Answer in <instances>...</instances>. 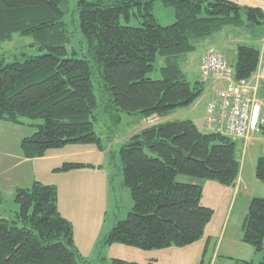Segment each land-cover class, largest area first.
<instances>
[{"label":"trees","instance_id":"trees-1","mask_svg":"<svg viewBox=\"0 0 264 264\" xmlns=\"http://www.w3.org/2000/svg\"><path fill=\"white\" fill-rule=\"evenodd\" d=\"M67 1L0 0V42L14 34L31 36L42 52L12 62L0 55V123L42 120L20 141L28 160L72 144L104 150L95 131L100 115L108 116L114 127L121 114L147 124L191 106L206 84L199 78L189 81L180 61L227 27L252 30L264 25L260 8L228 0H76L87 53L71 57L65 48L70 40L64 21ZM158 1L174 10L173 24L161 26L154 17ZM132 19L137 26L129 25ZM157 55L164 58V66L161 78L154 80L147 76ZM260 59L259 49L239 44L233 65H228L233 79H249ZM95 72L101 93H106L104 103L95 95ZM235 150V140L201 132L187 119L160 121L131 135L120 147L119 158L132 210L113 225L103 243L154 251L198 242L214 210L202 204L199 184L177 182L176 177L233 186L240 171ZM85 168L94 166L64 163L56 171ZM255 177L264 184V156L256 161ZM57 196L55 185L39 181L15 190L13 219L0 218V264H84L73 226L58 210ZM242 230L241 242L260 254L258 264H264V198L250 199ZM110 264L139 263L112 259Z\"/></svg>","mask_w":264,"mask_h":264},{"label":"rangeland","instance_id":"rangeland-1","mask_svg":"<svg viewBox=\"0 0 264 264\" xmlns=\"http://www.w3.org/2000/svg\"><path fill=\"white\" fill-rule=\"evenodd\" d=\"M75 1L68 0L64 7V21L67 24L70 38L69 42L65 44V48L67 56L81 58L83 55L86 56L87 43L80 31ZM153 15L161 26L171 25L175 20L174 10L163 6L159 1L154 5ZM242 17L246 21V16L243 15ZM121 23L125 24L122 18ZM129 25L137 26L138 22L132 19ZM229 31L234 36V40H230L229 34H222V32L219 36L220 38H216L214 44V46H217L219 40L225 43V46L220 47V52L229 66L234 63L235 49L239 44L254 46L262 50L261 39L264 36V29L257 34L258 37L256 38H250L252 30L247 27H230ZM211 37H218V33ZM210 38L205 40V43H203L204 41L200 42L195 52L190 53L184 61H180L181 70L191 82L197 80L194 64ZM231 48L234 49L231 51ZM41 53L34 45V39L31 36L14 34L11 40L0 42V55L7 62L21 61L25 57ZM163 66L164 58L157 55L154 62V70L147 77L154 80L160 79V68ZM93 85L98 103H104L105 100L101 97L103 95L106 96V93H101L97 72H95L93 77ZM207 88L205 87L201 97L191 106L173 113L172 119L192 120L201 132H208L205 126L204 111L210 99L207 94L209 93L206 90ZM99 118L102 119L95 124V131L101 136L104 150H99L95 145H67L62 149L50 150L48 154L72 155L71 157H65L62 160H49L46 164L32 162L29 164L30 166H19L17 171L9 173L3 178L0 177V192L2 193L0 196V218L13 219L14 212L17 209L14 203V195L11 196L8 192L10 185L8 179L11 182V179L16 178L20 173L23 177H26L28 168L30 169L31 167V170L38 178L36 181L41 180L39 182L42 184L54 182L59 185V212L73 226V238L84 264H110L112 259L147 264L153 255L152 251H144L118 243L111 245L103 243L113 225L117 221L126 219L133 206L130 191L123 184L119 158L120 147L134 132H138L146 124L138 125L135 117L126 114H121V121L115 127L108 116L102 117L100 115ZM150 121L151 124L149 125H152L159 122V119L153 118ZM40 123H42V120L25 119L20 126L12 124L18 132L10 134L28 137L36 131L34 126ZM16 136L12 137V139ZM17 139L11 145V152L16 155L20 152L22 154L20 145L16 143ZM235 142V156L240 163L246 161V171L249 170V160H252L253 164L258 157L264 156V142L262 144L257 143L251 155H247L249 152L248 146L241 151L238 147V141ZM76 162H90L95 169L91 170V172L71 173L66 176H62L65 175L64 173H61L62 175H54L48 171V168L52 167L53 164L62 166L64 163ZM10 165L11 161L6 167ZM4 178H6V182ZM176 181L181 183L197 182L196 184L203 188L202 184L207 183L203 190L202 204L205 206L210 204L215 211L209 227V232L213 237L208 245L207 252H205L204 248H195V246L182 250L183 252L172 250L169 254L165 253L168 248L154 250V252L164 251L165 259L162 264H239L234 259H243L247 262L258 264L261 255L255 253L251 246L242 243L241 238L243 236L242 226L250 201L246 199L247 194L264 198V184L256 180L258 181L256 185H247V192L239 193L236 200L232 202L233 210L229 220L224 221L227 207L224 208L221 204L223 201L227 204L231 189H227L228 187L216 182L204 181L185 175L177 176ZM206 237L207 234L205 235ZM172 249H177V247L172 246ZM228 256H232L233 260L227 258Z\"/></svg>","mask_w":264,"mask_h":264},{"label":"crops","instance_id":"crops-1","mask_svg":"<svg viewBox=\"0 0 264 264\" xmlns=\"http://www.w3.org/2000/svg\"><path fill=\"white\" fill-rule=\"evenodd\" d=\"M228 1L235 2L236 4H238V5L242 6V7H245V6H247V7H258L264 13V0H228ZM263 29H264V25L263 26H259V27L255 28V29H252V35L250 36V38L258 37L257 34ZM229 30H230V27H227V28L223 29L221 32L218 33V37H211L209 39L207 45L204 47V50L201 52V54L208 47H214L215 49H217L220 52V47L225 46V43L222 42V40H219L218 41V45L214 46L215 40H216V38H220L219 36H220V34L222 32H223L222 34H229L230 40H234V36L232 35L231 31H229ZM224 32H226V33H224ZM203 43H205V41ZM261 45H262V47H261L262 50H260V52H261L260 61L262 63H264V36L261 39ZM233 49L234 48H231V51ZM201 54H200V56H201ZM200 56H198V59L196 60V62L194 64V68H195V71H196V79L199 78V70H198V68H199ZM223 85H224L223 82H220V83L212 82V81L208 82L206 84V86H205V87H208L206 89L209 92V93H207L208 97H210V99H211L213 90L215 88L221 87ZM258 98L260 100L264 99V83H262L260 85V87H259ZM210 99H209V101H210ZM205 108H206V106H205ZM204 111H205V109H204ZM262 115H264V111L263 110H262ZM171 119H172V114L169 117H167V118H164V119H161V120L159 119V122L160 121H168V120L171 121ZM144 123H145L144 120H142L139 124L140 125L141 124L144 125ZM13 125L10 124V123H5V122L0 123V177L1 178H3L4 176H7L9 173L17 171L19 166H27V165H29L32 162L46 164V162L48 163L49 160H62L65 157H71L72 156V155H61V154H53V155L50 154L49 155L48 152H47L46 155L43 158L28 160V159H25L23 157L21 152L18 153V155L12 154V152H11L12 142L16 138H18L16 143H17V145H20L21 139L26 137V136H20L18 134H17V136L10 134V133L16 134L18 132V131H16L14 129L15 125L14 126ZM148 126H150V125L146 124L142 128H145V127H148ZM134 133H136V132H134ZM249 135H250V142H249L248 147H247V149H249V152L247 153V155L253 154L255 146H256L257 143H261L262 144V142H264V133L262 132V129L261 130L259 129L257 131H253ZM14 136H16V137L12 139V137H14ZM238 147L240 148L241 151H243V143L241 141H238ZM94 153H95V151H94ZM10 161H11V165L6 167V165H8V163ZM256 161L252 164V160H249L250 164H249V170L248 171H246V164H245L246 161L240 163V171H239V175H238V178H237L235 184L233 186H230V187L227 188V189H231V194H230V196L228 198L227 204H226L225 201H223L222 204H221L224 208L227 207L226 208V212L224 214V221L229 220V218L231 216V213H232V210H233L232 202H234L236 200V198L239 195V193L244 192V191L247 192V189H248V188H246L247 185H252L253 186V185L257 184L258 181H256L257 179L255 177ZM80 163L90 164V162H80ZM91 165H93V164H91ZM47 167H48V164H47ZM59 167H61V166L53 164L52 167L48 168V171L51 174H54V175H58V174L62 175L63 173L61 174V173L56 171V169L59 168ZM93 169H95V168H85V169L74 170V171H70V172H64L65 175H62V176H66V175L71 174V173L72 174H76V173H81V172H91V170H93ZM83 170H88V171H83ZM100 170H101V168H100ZM36 180H38V178H37L36 174L31 170V167H30V169L28 168V175L26 177H23L21 175V173H20L18 176H16V178L11 179V182L8 179V182L10 184L8 192L12 196V195H14V192H15V190L17 188H28ZM4 181L6 182V178H4ZM39 181H41V180H39ZM251 182L253 184H248V183H251ZM192 183H197V182H192ZM46 184L55 185L57 187V195L59 194V185L58 184H55L54 182L46 183ZM202 185L205 188V186H207V183L205 182ZM204 188L202 187V200H203V190H204ZM1 195H2V193L0 192V196ZM58 197H59V195L57 196V207H58V210H59ZM251 197H253L252 194L251 195L247 194V198H246L247 201L250 200ZM202 200H201V202H202ZM206 206L210 207V208L213 207L210 204H207ZM214 213H215V211H214ZM210 225H211V223H209L207 225L203 237L198 242H196V243H194V244H192L190 246H186L184 248L183 247L182 248H178L177 247V249H172V247H169L165 253L169 254L172 250L183 252L182 250H187L189 248H193L194 246H195V248H201V249L204 248V249H206V252H207L208 245L211 242V239L213 237L211 235V233L209 232ZM223 229H224V227H223ZM206 234H207V237L205 238ZM74 244H75V240H74ZM75 246H76V244H75ZM152 253H153V255L151 256V260H155L157 264H162V261H164V259H165L164 251L163 252H161V251H156V252L152 251ZM204 257H205V255H204ZM227 258H233V257L232 256H228ZM237 260H243V259H237ZM243 261H245V260H243Z\"/></svg>","mask_w":264,"mask_h":264},{"label":"built area","instance_id":"built-area-1","mask_svg":"<svg viewBox=\"0 0 264 264\" xmlns=\"http://www.w3.org/2000/svg\"><path fill=\"white\" fill-rule=\"evenodd\" d=\"M199 79L203 83H224L213 90L205 108L208 132L241 141L246 148L250 142L249 134L264 127V99L258 98L259 87L264 83V63L259 62L249 79L235 81L222 54L209 47L200 57Z\"/></svg>","mask_w":264,"mask_h":264}]
</instances>
